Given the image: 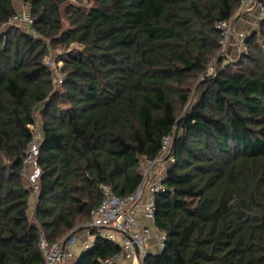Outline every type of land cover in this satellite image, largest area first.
Segmentation results:
<instances>
[{
	"label": "trees",
	"instance_id": "trees-1",
	"mask_svg": "<svg viewBox=\"0 0 264 264\" xmlns=\"http://www.w3.org/2000/svg\"><path fill=\"white\" fill-rule=\"evenodd\" d=\"M25 1L37 36L9 24L16 2L0 0V264H40L42 235L54 243L86 224L102 185L132 194L168 135L175 163L156 210L167 241L144 264H264V21L233 64L218 24L240 0ZM51 48L66 51L62 88ZM214 60L227 64L202 80ZM37 112L32 218L23 169ZM119 252L97 239L75 264Z\"/></svg>",
	"mask_w": 264,
	"mask_h": 264
},
{
	"label": "built area",
	"instance_id": "built-area-1",
	"mask_svg": "<svg viewBox=\"0 0 264 264\" xmlns=\"http://www.w3.org/2000/svg\"><path fill=\"white\" fill-rule=\"evenodd\" d=\"M14 1L17 12L9 20V24L23 26L28 33L37 36L33 29L34 19L30 14V4L25 0ZM253 9L259 10L257 21V29H259L264 21V6L259 0H240L238 8L240 12ZM233 18L218 24L223 34L222 50L224 52L234 38L240 54H248V36L234 31ZM260 41L264 45V39L260 38ZM74 48L75 46H72L70 50ZM61 51L62 55L66 52ZM45 63L51 70L56 63L61 65L58 69L60 75L54 77V82L62 85L65 80V75L61 70L64 62L62 60L56 62L49 57L46 58ZM29 127L32 131V139L25 151L23 176L32 191L28 209L30 215H34L40 193V179L43 174L39 157L44 133L37 124ZM172 140V135L165 136L159 155L154 159L141 160V182L132 194L120 197L114 193L112 186L102 185L103 199L91 210L90 220L86 224L72 230L65 238L54 243L49 242L42 235L40 250L44 259L40 264H75L76 258L72 249L74 244L81 239L84 240L86 250L92 247L97 239L113 243L120 248L117 256L100 260L101 264H117L118 258L127 260L129 264H144L146 257L152 253L154 242L157 245L156 254H160L165 248L167 237L156 224L157 196L166 191L164 181L169 168L175 163V156L171 150ZM163 163L167 165L161 170Z\"/></svg>",
	"mask_w": 264,
	"mask_h": 264
},
{
	"label": "rangeland",
	"instance_id": "rangeland-1",
	"mask_svg": "<svg viewBox=\"0 0 264 264\" xmlns=\"http://www.w3.org/2000/svg\"><path fill=\"white\" fill-rule=\"evenodd\" d=\"M93 0H70V3L74 4L76 7L82 8L84 10H89L92 5H93ZM259 18V10L257 9H253L251 11H244V12H240L239 10L236 12L234 18H233V28L234 31L237 33H244L247 36H251V34L254 31H259L258 26H257V21ZM259 42L261 43V41L259 40ZM263 49H264V45L261 43ZM75 48H77V46H75ZM223 52V50H222ZM224 55H228L230 57V61L233 64H237L240 60L241 54H240V50L236 45V41L233 38L231 40V43L229 44V46H227V49L224 51ZM62 56V51L59 49H54L51 48L49 54L47 55L46 58L51 57L53 59V61L59 60ZM221 56V54H220ZM46 58H45V62H46ZM227 64L225 62L219 63L218 61L214 60L210 63V65L208 66V70H207V74H205V76H202L201 79L203 80L204 78L211 76L213 74H215L217 69L223 68L224 65ZM61 65L59 64H55L52 66V70L54 72V77L56 78L57 76L60 75V73L58 72V69ZM199 83V82H198ZM55 85L57 88H62V85H59L58 83ZM196 101V97H195V93L191 96V102ZM43 107V106H42ZM36 124L39 128L43 129V120L41 117V113L37 112L36 113ZM167 165V163H163L161 170H163L165 168V166ZM26 181V180H25ZM32 218H34V215H31ZM78 242H76L73 246V253L74 256L76 255L74 252V247L76 246Z\"/></svg>",
	"mask_w": 264,
	"mask_h": 264
},
{
	"label": "crops",
	"instance_id": "crops-1",
	"mask_svg": "<svg viewBox=\"0 0 264 264\" xmlns=\"http://www.w3.org/2000/svg\"><path fill=\"white\" fill-rule=\"evenodd\" d=\"M85 243H84V240L81 239L78 241V243L76 244V246L74 247V252H75V258H76V261L80 258L81 254L85 251ZM157 253V245L156 243L154 242L152 244V253L153 255H156ZM117 256V255H116ZM117 264H129V262L127 260H124L123 258H118L117 259Z\"/></svg>",
	"mask_w": 264,
	"mask_h": 264
}]
</instances>
